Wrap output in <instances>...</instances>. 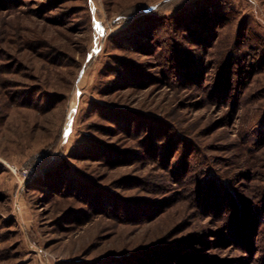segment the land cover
<instances>
[{
    "label": "rangeland",
    "instance_id": "rangeland-1",
    "mask_svg": "<svg viewBox=\"0 0 264 264\" xmlns=\"http://www.w3.org/2000/svg\"><path fill=\"white\" fill-rule=\"evenodd\" d=\"M0 264H264V0H0Z\"/></svg>",
    "mask_w": 264,
    "mask_h": 264
}]
</instances>
